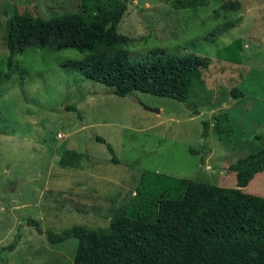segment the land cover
Returning a JSON list of instances; mask_svg holds the SVG:
<instances>
[{
    "label": "rangeland",
    "instance_id": "obj_1",
    "mask_svg": "<svg viewBox=\"0 0 264 264\" xmlns=\"http://www.w3.org/2000/svg\"><path fill=\"white\" fill-rule=\"evenodd\" d=\"M208 1L174 8L164 0H130L117 27L128 36L121 48L130 62L146 60L156 48L211 58L199 69L188 97L197 115L174 98L140 90L118 96L68 70L65 60L85 55L75 48L27 47L15 55L17 70L0 83V246L19 232L20 239L12 250L0 251V264H72L77 239L51 243L47 232L75 224L106 230L111 215L131 202L145 170L235 186V173L227 167L258 150L253 136L264 133V15L258 12L264 0H232L239 6L217 15L214 10L227 0ZM80 5L81 0H0V69L6 68L10 16L49 19ZM244 19L251 20L248 32L255 38L246 39L245 47L238 39L228 48L219 46L220 31L227 32L222 43L246 32L247 27L228 28ZM234 88L240 91L237 98ZM221 112L233 126L222 140L213 126V115ZM203 119L209 122L207 136L201 135ZM95 135L111 144L113 154ZM66 149L73 151L70 158L78 156L81 168L59 163ZM112 155L119 162H112ZM244 191L264 196V171ZM27 218L38 220L42 232Z\"/></svg>",
    "mask_w": 264,
    "mask_h": 264
},
{
    "label": "trees",
    "instance_id": "obj_2",
    "mask_svg": "<svg viewBox=\"0 0 264 264\" xmlns=\"http://www.w3.org/2000/svg\"><path fill=\"white\" fill-rule=\"evenodd\" d=\"M129 1L81 0L80 10L49 19L14 13L4 36L8 53L3 59L6 68L0 69V83L15 73L14 57L27 47L75 48L85 55L79 60H65L62 65L68 70L103 83L118 96L140 90L174 98L192 106L191 114L197 115L196 105L188 97L199 69L207 67L211 58L156 48L146 60L130 62L121 48L128 36L117 31ZM164 1L174 8H196L209 2ZM238 6V1L227 0L214 13ZM231 94L237 98L240 91L234 88ZM66 110L75 111V107L67 105ZM213 119L220 140L233 132L228 113H215ZM201 124V135L207 136L208 120L203 119ZM94 139L105 143L113 154L111 144L103 137L95 135ZM253 139L261 147L227 167L235 173L233 187L145 170L131 202L111 215L106 230L75 224L60 233L47 232V239L56 243L76 238L72 264H264V196L242 189L256 173L264 171V133L255 134ZM72 152L66 149L59 163L81 168L78 156L70 158ZM110 160L119 162L115 155ZM27 223L42 232L38 220L27 218ZM19 233L11 243L0 246V251L12 250Z\"/></svg>",
    "mask_w": 264,
    "mask_h": 264
},
{
    "label": "crops",
    "instance_id": "obj_3",
    "mask_svg": "<svg viewBox=\"0 0 264 264\" xmlns=\"http://www.w3.org/2000/svg\"><path fill=\"white\" fill-rule=\"evenodd\" d=\"M261 2V1H260ZM262 3V2H261ZM256 5H257V3H256ZM258 6H260L259 8H258V12H259V14H260V11L263 13H261L260 15H264V5L263 4H260V5H258ZM251 10V8H247L246 9V11L248 12V11H250ZM258 14V15H259ZM257 15V18L259 17ZM261 17V16H260ZM259 17V18H260ZM249 21H251L250 19H244L243 20V22L242 21H240L239 22V24L237 25V26H235L234 27V23H231V24H229L228 26V28H230V30H231V32L232 31H234V30H237V28H245V27H247V25H248V23H249ZM233 26V27H232ZM250 26V25H249ZM249 26L247 27L248 29L246 30V32L245 33H243V34H240V35H237L234 39H232V40H235V39H238V40H241V43H242V47H245L246 46V39H248V38H255V36L254 35H250L249 34V32H248V30L250 29L249 28ZM251 27H252V25H251ZM227 28V29H228ZM225 30H222V31H220L219 32V36H218V38H217V42H218V44H219V46H228L231 42H232V40L231 41H229V42H227V43H222V40H223V38H224V36H226V33L227 32H224ZM238 65H240L239 63H237ZM246 187V186H245ZM245 187H243L242 189L243 190H245ZM249 193H251V191L249 192Z\"/></svg>",
    "mask_w": 264,
    "mask_h": 264
},
{
    "label": "built area",
    "instance_id": "obj_4",
    "mask_svg": "<svg viewBox=\"0 0 264 264\" xmlns=\"http://www.w3.org/2000/svg\"><path fill=\"white\" fill-rule=\"evenodd\" d=\"M60 137H62L60 134H59Z\"/></svg>",
    "mask_w": 264,
    "mask_h": 264
},
{
    "label": "water",
    "instance_id": "obj_5",
    "mask_svg": "<svg viewBox=\"0 0 264 264\" xmlns=\"http://www.w3.org/2000/svg\"><path fill=\"white\" fill-rule=\"evenodd\" d=\"M148 109H150V108H148ZM151 110H153V109H151ZM157 110V109H156Z\"/></svg>",
    "mask_w": 264,
    "mask_h": 264
}]
</instances>
